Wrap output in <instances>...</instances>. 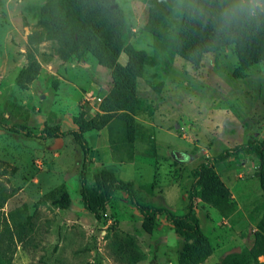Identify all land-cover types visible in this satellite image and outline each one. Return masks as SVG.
I'll list each match as a JSON object with an SVG mask.
<instances>
[{"label":"rangeland","instance_id":"1","mask_svg":"<svg viewBox=\"0 0 264 264\" xmlns=\"http://www.w3.org/2000/svg\"><path fill=\"white\" fill-rule=\"evenodd\" d=\"M44 1L0 0V120L68 131L83 108L88 118L102 112L115 67L128 58L114 45L117 10L96 18L93 52L74 51L55 40L52 22L39 12ZM114 2L124 15L123 38L148 54L136 94L125 101L136 121V161L113 159L106 128L86 131L88 183L96 169L110 167L132 182L142 203L184 214L194 168L251 138L264 139V12L251 18L254 30L232 38L234 25L222 27L220 19L226 0H216L211 15L204 0ZM83 163L71 135L40 139L0 127V184L8 195L2 213L16 242L12 264L264 263L258 229L264 193L254 156L215 163L234 207L224 213L198 198L201 231L190 239L179 237L165 216L147 225L120 190L98 217L87 212ZM51 192L70 200L54 206L46 200Z\"/></svg>","mask_w":264,"mask_h":264},{"label":"trees","instance_id":"2","mask_svg":"<svg viewBox=\"0 0 264 264\" xmlns=\"http://www.w3.org/2000/svg\"><path fill=\"white\" fill-rule=\"evenodd\" d=\"M215 4L216 0H204L203 11L211 15ZM152 5L151 9L155 11V6ZM111 9L117 10L119 14L114 45L118 51L126 54L128 63L125 66L117 65L115 67L113 92L101 105L102 112L88 118L89 108H83L80 116L74 120L75 128L68 131L63 130L60 125H44L40 130H35L25 126L5 124L1 120L0 127L12 133L40 139H60L71 135L84 156L80 176V194L83 206L95 217L104 211L111 203L116 191L120 190L129 197L132 205L147 225H154L160 216H165L179 237L193 238L201 231L197 217L198 198L220 208L222 212L225 211L224 213H226L227 207L228 210H232L234 207L229 191L215 169V163L241 156H254L260 163V186L264 193V139L251 138L247 143L227 149L212 158H206L204 162L194 168L187 211L184 214H174L168 209L142 203L137 197L132 182L122 179L119 172L110 167L101 166L96 169L94 184L89 185L87 171L88 164L92 162L90 157L92 148L86 138V131H101L106 128L113 159L117 163L136 161V121L133 114L127 110L125 101L136 94V79L143 74L148 54L145 51L137 50L123 38L124 15L114 0H45L39 6L40 14L52 22L55 40L61 47L67 45L74 51L85 48L90 52L94 51L98 32L96 18ZM255 28L256 23L252 19L234 25L232 38L241 37ZM142 187L150 190L153 186L150 184ZM7 199V191L0 184V264H12L16 250L12 228L2 213ZM46 200L51 201L54 206H61L66 205L70 197L66 192L59 195L56 192H51L46 196ZM258 229L262 234L259 245L260 254L264 256V215L258 224Z\"/></svg>","mask_w":264,"mask_h":264},{"label":"clouds","instance_id":"3","mask_svg":"<svg viewBox=\"0 0 264 264\" xmlns=\"http://www.w3.org/2000/svg\"><path fill=\"white\" fill-rule=\"evenodd\" d=\"M258 12H264V0H226L220 12L222 27L242 24Z\"/></svg>","mask_w":264,"mask_h":264},{"label":"crops","instance_id":"4","mask_svg":"<svg viewBox=\"0 0 264 264\" xmlns=\"http://www.w3.org/2000/svg\"><path fill=\"white\" fill-rule=\"evenodd\" d=\"M104 138L102 137V140H103ZM104 142V141H103Z\"/></svg>","mask_w":264,"mask_h":264}]
</instances>
